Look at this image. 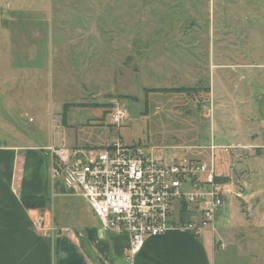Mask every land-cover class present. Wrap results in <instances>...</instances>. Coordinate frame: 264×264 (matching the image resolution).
Returning <instances> with one entry per match:
<instances>
[{
    "label": "rangeland",
    "instance_id": "374dc122",
    "mask_svg": "<svg viewBox=\"0 0 264 264\" xmlns=\"http://www.w3.org/2000/svg\"><path fill=\"white\" fill-rule=\"evenodd\" d=\"M0 57L17 63L7 69L13 80L0 78L3 142L16 134L45 151L51 143L121 140L152 148L166 162L206 155L211 143L246 139L248 126L221 90L232 97L247 90L246 73L231 64L254 63L264 72V0H0ZM178 87L191 92L151 90ZM115 107L126 111L118 125ZM227 112L230 125L222 124ZM223 147L211 148L220 177L234 152ZM244 174L228 183L252 188Z\"/></svg>",
    "mask_w": 264,
    "mask_h": 264
},
{
    "label": "crops",
    "instance_id": "0c3cea01",
    "mask_svg": "<svg viewBox=\"0 0 264 264\" xmlns=\"http://www.w3.org/2000/svg\"><path fill=\"white\" fill-rule=\"evenodd\" d=\"M230 66L246 73L247 90L233 97L226 87L221 91L228 94L237 120L248 129L245 141L227 145L234 149L229 153L228 173L217 174L226 185V195L216 212L214 231L196 235L187 228H169L145 239L128 260V235L101 233L100 221L84 198L72 195L59 181L52 182L50 159L42 147L12 134L11 143L0 140V264H264V72L255 71L263 67L254 63ZM15 67L17 63H0L1 80H13L7 69ZM226 115L222 124L230 125V112ZM211 148L209 154L197 152L190 158L213 163ZM244 153L247 157L241 160L238 156ZM243 171L251 176L250 189L228 183L227 177L236 174L241 179ZM29 195L44 197V207H24L21 198ZM55 196L60 199L53 208ZM233 196H240L243 204Z\"/></svg>",
    "mask_w": 264,
    "mask_h": 264
},
{
    "label": "built area",
    "instance_id": "2783aa9c",
    "mask_svg": "<svg viewBox=\"0 0 264 264\" xmlns=\"http://www.w3.org/2000/svg\"><path fill=\"white\" fill-rule=\"evenodd\" d=\"M125 116L120 107L111 112L116 125ZM45 152L52 182L59 181L72 195L84 198L100 221L101 233L128 235V260L145 239L169 228H187L196 235L214 231L226 185L212 162L190 157L166 162L152 148L121 140L83 148L51 143ZM184 213L188 219L181 218ZM217 245L224 248L223 243Z\"/></svg>",
    "mask_w": 264,
    "mask_h": 264
},
{
    "label": "trees",
    "instance_id": "16d2710c",
    "mask_svg": "<svg viewBox=\"0 0 264 264\" xmlns=\"http://www.w3.org/2000/svg\"><path fill=\"white\" fill-rule=\"evenodd\" d=\"M151 90H157V91H176V92H191V89L189 87H178V88H157V89H151ZM68 107V104H64L63 112H62V122L65 121L66 113L65 109ZM21 203L26 208H40L44 207L45 199L42 196H25L21 198Z\"/></svg>",
    "mask_w": 264,
    "mask_h": 264
}]
</instances>
